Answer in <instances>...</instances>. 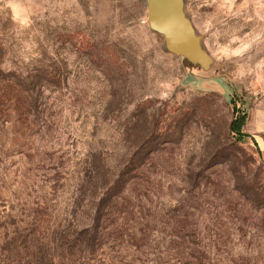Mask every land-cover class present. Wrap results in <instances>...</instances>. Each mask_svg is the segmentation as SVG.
Instances as JSON below:
<instances>
[{"label": "rangeland", "instance_id": "obj_1", "mask_svg": "<svg viewBox=\"0 0 264 264\" xmlns=\"http://www.w3.org/2000/svg\"><path fill=\"white\" fill-rule=\"evenodd\" d=\"M184 9L211 87L143 0H0V244L17 258L39 207L43 231L95 233L77 264H264V0Z\"/></svg>", "mask_w": 264, "mask_h": 264}, {"label": "water", "instance_id": "obj_2", "mask_svg": "<svg viewBox=\"0 0 264 264\" xmlns=\"http://www.w3.org/2000/svg\"><path fill=\"white\" fill-rule=\"evenodd\" d=\"M148 28L162 37L166 52L178 57L189 84L211 87L202 81L212 60L184 9V0H143ZM205 83V84H204ZM208 84V85H207Z\"/></svg>", "mask_w": 264, "mask_h": 264}, {"label": "trees", "instance_id": "obj_3", "mask_svg": "<svg viewBox=\"0 0 264 264\" xmlns=\"http://www.w3.org/2000/svg\"><path fill=\"white\" fill-rule=\"evenodd\" d=\"M245 122L246 114L239 113L230 124V131L239 139L248 137V134L242 132V127ZM34 213H37V215L31 216L25 226L17 228L18 230H16V233L22 232L20 235L22 236L21 239L24 242L28 241L32 243L30 245L31 249L22 259L19 257L17 258V256L13 254L12 250L17 247H3V245L0 244V264H77V261H74L75 258L73 256L83 252V250L80 249L73 252L74 248L77 246L79 238L83 235L84 237L89 235L88 237L91 241L95 238V233L89 229L90 227H83L87 229L86 231H76L75 229H70L66 231L61 230L48 233L46 230H41V223L38 219L41 213L40 208H35ZM5 239L0 237V243ZM89 246L87 247L89 249L86 253L89 258H93L97 255L98 248H96L93 244H90ZM63 250L68 251V259H66L67 262L61 261L60 254H57L58 251L60 252ZM21 259L24 261L21 262Z\"/></svg>", "mask_w": 264, "mask_h": 264}]
</instances>
